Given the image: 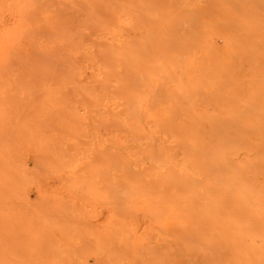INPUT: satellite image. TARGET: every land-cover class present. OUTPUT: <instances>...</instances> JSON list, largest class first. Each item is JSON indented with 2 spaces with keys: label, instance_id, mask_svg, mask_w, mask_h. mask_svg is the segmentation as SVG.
<instances>
[{
  "label": "bare ground",
  "instance_id": "1",
  "mask_svg": "<svg viewBox=\"0 0 264 264\" xmlns=\"http://www.w3.org/2000/svg\"><path fill=\"white\" fill-rule=\"evenodd\" d=\"M0 264H264V0H0Z\"/></svg>",
  "mask_w": 264,
  "mask_h": 264
}]
</instances>
